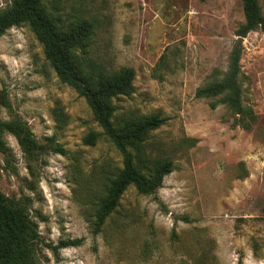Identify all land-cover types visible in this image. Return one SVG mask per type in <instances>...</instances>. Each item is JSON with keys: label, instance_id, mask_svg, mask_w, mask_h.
Segmentation results:
<instances>
[{"label": "rangeland", "instance_id": "rangeland-1", "mask_svg": "<svg viewBox=\"0 0 264 264\" xmlns=\"http://www.w3.org/2000/svg\"><path fill=\"white\" fill-rule=\"evenodd\" d=\"M13 0H0V9ZM63 18L92 19L88 60L134 70L133 91L112 98L113 120L158 115L144 157L172 170L151 194L129 185L91 232L102 186L122 166L84 96L61 82L26 23L0 35V119L17 117L37 148L0 134V191L22 199L41 264H264V33L238 39L242 0H43ZM264 15V0H258ZM241 46L238 82L250 121L196 88L223 77ZM137 160V158H136ZM82 238L53 253L44 245ZM44 241V242H43Z\"/></svg>", "mask_w": 264, "mask_h": 264}, {"label": "trees", "instance_id": "trees-1", "mask_svg": "<svg viewBox=\"0 0 264 264\" xmlns=\"http://www.w3.org/2000/svg\"><path fill=\"white\" fill-rule=\"evenodd\" d=\"M242 11L244 22L238 26L237 35L245 37L257 28L264 33V15L258 0H242ZM21 23H26L36 33L58 79L86 98L102 131H90L83 137V142L93 145L103 135L122 157V166L103 184L93 219L90 220L91 232L96 234L114 212L129 185H133L139 193L151 194L172 170V163L167 159L149 164L143 150L149 131L160 126L165 118L155 114L130 117L122 123L113 120L115 108L112 98L133 91L134 70L123 67L107 73L88 60L86 47L95 27L92 19L76 16L68 21L43 0H13L0 9V35L7 28ZM240 57L241 46L235 44L223 77L196 88L195 96L217 97L210 102L211 107L224 103L235 114L253 121L254 114L242 103L238 82ZM3 131L13 134L22 151L32 156L37 143L25 121L17 117L0 119V134ZM0 149L3 150L1 144ZM41 241L26 202L9 198L0 191V264H41L37 254ZM81 242L82 238H65L44 245L57 254L60 248L77 246Z\"/></svg>", "mask_w": 264, "mask_h": 264}, {"label": "water", "instance_id": "water-1", "mask_svg": "<svg viewBox=\"0 0 264 264\" xmlns=\"http://www.w3.org/2000/svg\"><path fill=\"white\" fill-rule=\"evenodd\" d=\"M241 38H242L241 36L238 37L239 40H240Z\"/></svg>", "mask_w": 264, "mask_h": 264}]
</instances>
